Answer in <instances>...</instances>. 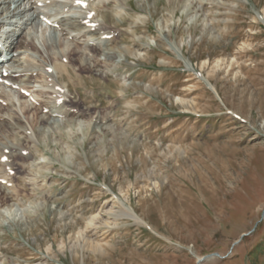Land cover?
Masks as SVG:
<instances>
[{"label":"rangeland","instance_id":"rangeland-1","mask_svg":"<svg viewBox=\"0 0 264 264\" xmlns=\"http://www.w3.org/2000/svg\"><path fill=\"white\" fill-rule=\"evenodd\" d=\"M72 1H20L55 23L37 51L74 73L92 56L75 43L112 34L118 58L88 61L85 120L64 106L43 124L39 103L76 95L54 73L34 74L30 97L0 87V123L23 128L0 142L25 159L0 183V264H264V0H89L98 30L65 36L56 22L87 13L62 10Z\"/></svg>","mask_w":264,"mask_h":264},{"label":"bare ground","instance_id":"bare-ground-1","mask_svg":"<svg viewBox=\"0 0 264 264\" xmlns=\"http://www.w3.org/2000/svg\"><path fill=\"white\" fill-rule=\"evenodd\" d=\"M20 1L21 0H0V29L12 27V29L8 30V32L6 33V35L4 37V40L1 42L2 47L4 48L3 51L5 52V62H4L5 64L4 65L10 67L9 76L7 78L8 81L11 83V85L13 87H17L18 91H20V90L28 91L27 90L28 86L33 83V80H34L33 75L34 74L37 75V73L41 71V72H44V74L46 75L47 78H50V77H53L52 75L54 73V75H55L54 78L56 79L55 81H57L58 83H64L66 85L65 87L67 89V92L71 93V94L75 93L76 95H74L73 97H69L68 100H66V101H62L61 105H58V103H57V98H60L58 96V97H56V101L54 102L53 106H51L49 108L45 104H39L38 107L40 109L48 108V112L46 115L47 120L44 121L43 124L48 125L49 127H51V126L53 127V124H55L57 117L60 116L61 109L64 106H68L69 108L71 107L70 109L72 112H70L68 110L69 112H67L65 114V117L68 119L69 122H70V120H73V119L85 120L87 118V116L89 115L90 109L89 108L84 109V106L86 104L85 98L79 92V89L81 87V83H85V80H84V77H82V74H83V72L90 71V68H92V67H90L91 65L89 67H87L88 61L93 62L94 67L100 66L99 61H97L96 57H95V55H97V54L104 56L106 62H108V63L114 62L118 58V56L114 55L113 52H110V50L107 49L108 46H110L112 43H114L116 41V38L118 35H115L113 37L111 36L110 39L104 38L102 43L98 42L96 45H94V44L89 45L87 43L79 44L76 42L75 44L77 47L84 46L85 49H87L92 54V56L90 58H87L88 60L86 58H85V60L80 59L78 61L79 65H77L78 66L77 71L74 73H70L69 72V68H70L69 65L72 63H71V60L69 59L68 56H64V55L60 54V56H58L59 59L56 60L55 57H54V59H53V57H51L52 54H49V51L51 50L50 48H48V49L46 48L45 53L43 54V53L37 51V49L34 47L33 41L36 37L37 28H38L39 24L42 22L41 20L43 18H45L46 20L49 19V15L45 14V13H43V12H41L35 8L34 9L31 8L29 10H26L25 8L22 9V8H20V4H21ZM82 1L85 2L86 0H82ZM11 5H13V6H11ZM66 7L67 6H62L63 9ZM68 8H74V6L71 5ZM28 12H30L29 15H28ZM84 19H87V18H79V19H74V18H72V19L71 18L70 19L64 18L63 19L62 18L61 20L56 22V25H57L56 29L61 31V33L64 35H65V32H67L66 35H68V36H69L70 31L75 32V31L86 30L87 28H90V25L93 23L89 22V21H88V23H85V21H87V20H84ZM104 23H105V25H109L108 20H106V21L104 20ZM52 30L54 31L53 28H52ZM96 32H97L96 30L86 31L81 37H84V39L87 38V36L95 38L98 35V33H96ZM96 46H98V47H96ZM51 48H53V47H51ZM3 51L0 50V58L2 57ZM20 57H22L23 59ZM72 57L73 56H71V59H72ZM63 58L68 59V64H65L62 62ZM21 60H23V62ZM75 60H77V59H75ZM32 61L37 62L36 63L37 65L34 64ZM13 64H16V66H13ZM12 66L15 69H13ZM50 67L52 68L53 72H52V74H47V72H48L47 69ZM46 70H47V72H46ZM91 70H93V69H91ZM36 86H38V85H36ZM208 88H211V87L209 86ZM210 90L212 91L213 88H211ZM35 113L37 114L36 111H35ZM34 116H35V114H34ZM96 118L97 119H96L95 123L97 125L105 123V120H103L105 118H100L99 116ZM50 122H52V123L50 124ZM21 126L22 125L20 124V122L18 120H14V124H10L7 121H2L0 123V133H3L7 129L13 130L14 132L15 131L19 132V130L22 128ZM6 135H7V132H6ZM0 137H1V134H0ZM6 150L8 152L7 154H5ZM16 151H17L16 148H14L12 145H10L7 142L0 144V157L7 156L8 160H13V159L21 160L22 158L24 159V155L23 154L21 155L20 153H16ZM0 166H2V165L0 164ZM21 167L22 166L19 165V168H21ZM16 169H17V165L15 168V171H16ZM23 170L24 169L22 167L21 169H19V172H22ZM16 173H18V172L16 171ZM0 178L1 179H4V178L7 179L8 177L6 175L1 174ZM2 195H3V193L0 191V199H1ZM2 197H4V195ZM121 208H119L117 210L118 212L117 211L116 212L120 213V214L123 213L127 217H131L128 213L125 212L124 207H123L124 210H122ZM113 212H114V210L111 207L105 214H107V215L113 214L114 215ZM9 213H10V211H9ZM16 213H15V215H16ZM91 224L93 226H95L93 220H92ZM80 239H82V238L80 237ZM74 244H75V242H74ZM96 247H98V249H97L98 251H102L101 250L102 247L100 245L97 244Z\"/></svg>","mask_w":264,"mask_h":264},{"label":"water","instance_id":"water-1","mask_svg":"<svg viewBox=\"0 0 264 264\" xmlns=\"http://www.w3.org/2000/svg\"><path fill=\"white\" fill-rule=\"evenodd\" d=\"M213 256L217 257L216 254H214V255H210V256H206V257H204V258L197 259V260H196V264H200V263L204 262L205 260L212 258Z\"/></svg>","mask_w":264,"mask_h":264},{"label":"snow or ice","instance_id":"snow-or-ice-1","mask_svg":"<svg viewBox=\"0 0 264 264\" xmlns=\"http://www.w3.org/2000/svg\"><path fill=\"white\" fill-rule=\"evenodd\" d=\"M76 3L77 4H80L82 3V0H76ZM86 6V5H85ZM49 23H51V21H48ZM85 23H88V21H85ZM95 25H92V27H94ZM49 71H51V69H49ZM0 159H3V160H7V156H3V157H0Z\"/></svg>","mask_w":264,"mask_h":264}]
</instances>
